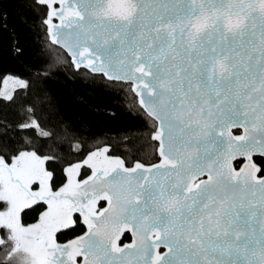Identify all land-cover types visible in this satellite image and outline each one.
<instances>
[{"label": "snow or ice", "instance_id": "6c2138e0", "mask_svg": "<svg viewBox=\"0 0 264 264\" xmlns=\"http://www.w3.org/2000/svg\"><path fill=\"white\" fill-rule=\"evenodd\" d=\"M32 2L77 70L130 82L159 161L109 146L73 160L0 136L9 260L264 264V0ZM4 84L0 102L28 87Z\"/></svg>", "mask_w": 264, "mask_h": 264}, {"label": "trees", "instance_id": "16d2710c", "mask_svg": "<svg viewBox=\"0 0 264 264\" xmlns=\"http://www.w3.org/2000/svg\"><path fill=\"white\" fill-rule=\"evenodd\" d=\"M42 17L32 0H0V89L9 79L28 85L15 88L14 102H0V136L29 140L73 160L109 146L129 161L158 162L157 143L150 139L157 124L139 107L131 86L75 71L68 56L49 42ZM33 120L39 131L22 127ZM0 261L10 264L2 246Z\"/></svg>", "mask_w": 264, "mask_h": 264}, {"label": "water", "instance_id": "95a60500", "mask_svg": "<svg viewBox=\"0 0 264 264\" xmlns=\"http://www.w3.org/2000/svg\"><path fill=\"white\" fill-rule=\"evenodd\" d=\"M48 36V35H47ZM48 40H49V42L52 44V45H54V46H56V47H58V48H60L67 56H68V58L70 59V62H71V64L73 65V67H74V70L75 71H78L77 69H76V67H75V65L72 63V59H71V57L68 55V53L66 52V50L63 48V47H61L60 45H56V44H53L52 43V41H51V38L48 36ZM80 69H83V70H86V71H88L89 73H91V74H93V75H100V76H102V77H104L102 74H100V73H92V72H90L88 69H86V68H84V67H81ZM79 69V70H80ZM104 79L105 80H107V81H112V82H120V83H124L123 81H120V80H109L107 77H104ZM127 84H129L130 86H131V84H130V82L129 83H127ZM132 91V90H131ZM132 93L136 96V98H137V103H138V105H139V107H140V98L136 95V93H134L133 91H132ZM141 108V107H140ZM143 111H144V109L143 108H141ZM144 113L147 115V113L144 111ZM148 116V115H147ZM149 117V116H148ZM151 118V117H150ZM152 119V118H151ZM153 120V119H152ZM155 121V120H154ZM156 122V121H155ZM156 124H157V122H156ZM158 126V125H157ZM235 132H238V133H235ZM233 133L234 134H243V132H242V129H239V128H236V129H233ZM156 143H157V156H158V158H159V152H158V142L157 141H155ZM159 161V160H158ZM146 166H150V165H146ZM235 166V165H234ZM130 235V234H129ZM130 238H131V236H130ZM160 250H162V252H161V254H163L165 251H167V249H165V248H161Z\"/></svg>", "mask_w": 264, "mask_h": 264}, {"label": "rangeland", "instance_id": "374dc122", "mask_svg": "<svg viewBox=\"0 0 264 264\" xmlns=\"http://www.w3.org/2000/svg\"><path fill=\"white\" fill-rule=\"evenodd\" d=\"M3 88H4V87H3ZM3 88H2V89H3ZM9 90H12L10 86H9ZM8 263H10V264H15V261H14V260H9V258H8Z\"/></svg>", "mask_w": 264, "mask_h": 264}, {"label": "flooded vegetation", "instance_id": "af4514ba", "mask_svg": "<svg viewBox=\"0 0 264 264\" xmlns=\"http://www.w3.org/2000/svg\"><path fill=\"white\" fill-rule=\"evenodd\" d=\"M127 235H128V237H129V240H130V239H131V238H130V235H129V234H127ZM159 251H160V253L162 252V250H159Z\"/></svg>", "mask_w": 264, "mask_h": 264}]
</instances>
